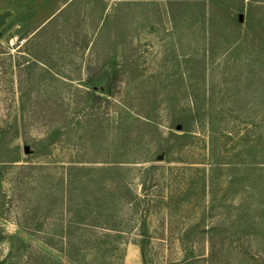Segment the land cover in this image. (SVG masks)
I'll list each match as a JSON object with an SVG mask.
<instances>
[{
  "label": "rangeland",
  "instance_id": "obj_1",
  "mask_svg": "<svg viewBox=\"0 0 264 264\" xmlns=\"http://www.w3.org/2000/svg\"><path fill=\"white\" fill-rule=\"evenodd\" d=\"M6 11L0 264H264V0Z\"/></svg>",
  "mask_w": 264,
  "mask_h": 264
},
{
  "label": "trees",
  "instance_id": "obj_2",
  "mask_svg": "<svg viewBox=\"0 0 264 264\" xmlns=\"http://www.w3.org/2000/svg\"><path fill=\"white\" fill-rule=\"evenodd\" d=\"M195 1H199V0H195ZM232 20L234 21V23H236V26L237 27H241L239 24L240 23H242V20H240L238 17H237V19L235 18V17H233L232 18ZM147 120H149V119H147ZM150 121V120H149ZM183 125H184V123H183ZM183 132H184V130H182ZM115 162H113V164H114ZM114 165H116V164H114ZM72 223H70V225H71ZM81 224H83L82 226H84V227H90L89 225H87V223H81ZM66 239H67V241H66ZM70 244H71V239H68V235H67V237L65 236L64 238H63V245L64 246H66L67 247V249L69 248V246H70Z\"/></svg>",
  "mask_w": 264,
  "mask_h": 264
},
{
  "label": "water",
  "instance_id": "obj_3",
  "mask_svg": "<svg viewBox=\"0 0 264 264\" xmlns=\"http://www.w3.org/2000/svg\"><path fill=\"white\" fill-rule=\"evenodd\" d=\"M10 15L9 11H6L3 13L2 17L0 18V26L5 22V18L8 17ZM26 152H28V150L26 149Z\"/></svg>",
  "mask_w": 264,
  "mask_h": 264
}]
</instances>
